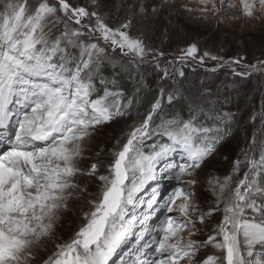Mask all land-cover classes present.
I'll list each match as a JSON object with an SVG mask.
<instances>
[{"label":"snow or ice","instance_id":"obj_1","mask_svg":"<svg viewBox=\"0 0 264 264\" xmlns=\"http://www.w3.org/2000/svg\"><path fill=\"white\" fill-rule=\"evenodd\" d=\"M240 2L243 17L256 19L257 12L264 16V0ZM126 7L128 14L112 24L99 0L90 5L76 0H0V264H110L138 224L143 239L158 210L165 215L152 229L154 253L148 257L138 247L130 252V264H264V127L234 159L231 174L206 177L208 187H200L198 170L218 151L231 150L229 137L238 117L217 107L210 93L205 102L193 100L186 115L166 114L162 104H171L180 94L175 85L185 77V67L194 71L193 64L202 66L206 58L217 61V67L227 62L190 43L162 65L165 53L132 31L134 19L171 15L173 7L220 23L235 4L136 0ZM116 56L137 68L150 62L162 83L147 109L137 113L139 119L105 154L110 160L101 174L98 159L82 163L88 141L100 126L131 116L139 102L109 90L103 79L98 89L97 68ZM260 64L264 67V61ZM13 105L20 108L18 114ZM257 115L264 125V104L250 119ZM154 137L163 142L146 151ZM174 154L184 161L165 173L176 182L174 189L166 199H158L154 191L146 210L130 215L137 194ZM242 169V178L233 181ZM93 184L97 187L90 190ZM73 200L85 201L88 210L73 236L56 243L49 254L47 245ZM197 235L205 238H191ZM209 246L219 254L201 257Z\"/></svg>","mask_w":264,"mask_h":264},{"label":"rangeland","instance_id":"obj_2","mask_svg":"<svg viewBox=\"0 0 264 264\" xmlns=\"http://www.w3.org/2000/svg\"><path fill=\"white\" fill-rule=\"evenodd\" d=\"M29 2L34 3L35 0H29ZM76 2L82 5H90L91 0H76ZM135 2L136 0H99L105 19L112 24H117L122 20L128 14L126 6ZM143 2L148 3L150 0H143ZM184 2L185 0H173L174 5ZM191 2L194 4L195 0H191ZM227 2L235 4V8L229 9L220 23H217L215 18L201 19L197 14L182 13L176 7L171 9V15H146L142 19L133 20L132 31L142 33L150 48L165 53L166 59L160 58L162 65L166 63V60L173 59L181 49L187 48L190 43H196L201 53L208 51L212 55L223 57L224 62H227L224 67H217V61L206 58L202 66L193 64L194 71L185 67V77L178 78L175 85L179 88L180 94L171 102L172 104L175 100L183 99L190 107L193 100L205 102V97L210 93L211 99L214 102H219L217 107L222 108L225 112L236 113L238 121L235 125L240 122L252 125L247 129L249 131L242 130L237 137L232 139L229 137L231 150L228 152L218 151L207 159L201 170H198L201 181L200 187L203 188L208 187L206 177L223 178L231 174L234 159L240 155L241 150L245 148L253 135L259 137L261 129L264 127L260 123L259 115L254 121L250 119L253 113H259L261 105L264 104V67L260 64L261 61H264V16L257 12L256 19L245 18L240 14V0H227ZM217 4L219 6V0H217ZM234 15L239 18L233 19ZM73 54L77 55L78 53L74 52ZM235 59H239L240 64L231 63ZM228 63H231V67L228 66ZM245 65H255L256 68L245 67ZM213 68L217 70L211 71ZM107 69L114 72L112 77L103 75ZM233 69L235 72H249L251 74L247 76L235 75ZM96 71L95 83L98 89H102L103 86L99 84V81L103 79L109 90L122 92L124 99L135 97L142 91L152 94L155 90L154 98L158 94L160 83H162L157 70L150 62H146L137 68L135 65L130 66L127 58L119 56L102 62ZM119 80L124 81L128 87L121 86ZM233 99L240 104V107L232 105L233 102L230 100ZM165 105H169V103L164 102L162 107ZM148 106L149 104L133 105L131 116L100 126L94 137L88 141V149L84 153L86 159L82 163H89L98 159L101 165V174H105V169L110 160V157L105 154L113 147L116 140L122 137L130 123L134 119H139L137 113H143ZM164 112L166 114L171 113L168 110ZM121 142L123 141L121 140ZM162 142V138L154 137L153 140L148 141L146 151H151L154 145H159ZM98 152L99 157L96 156ZM225 156L228 158L225 159ZM183 162L180 154H174L170 160L165 161L163 167L157 171L156 178L137 194L136 205L129 208L130 215H140L145 211L146 202L152 198L154 191L158 192V199H166L176 186V182L169 180L165 173ZM243 170L238 175L232 176L233 181L242 178ZM184 179H188V177H184ZM95 187L97 185H90V190ZM141 201L144 204H141ZM179 203L180 201L177 200V204ZM88 207V204L83 200L70 201L68 210L62 214L57 223L55 237L47 245L49 254L56 243L70 239L78 230L83 221V213L88 210ZM164 215L162 210L152 213L148 221L149 231L143 234V239H139L143 232V226L138 224L112 257L110 264H130L133 259L130 252L138 247H143L147 256L151 257L155 248L151 239L152 229L163 220ZM218 219L219 215L212 218L210 222L212 227L215 226ZM256 222H260L258 215ZM207 231L208 229H205V233ZM185 237L187 238L186 233ZM191 238L203 240L205 236L197 235ZM206 254L219 253L215 248L209 246L202 249L199 255L203 257ZM255 255L258 258L262 255L259 249Z\"/></svg>","mask_w":264,"mask_h":264},{"label":"trees","instance_id":"obj_3","mask_svg":"<svg viewBox=\"0 0 264 264\" xmlns=\"http://www.w3.org/2000/svg\"><path fill=\"white\" fill-rule=\"evenodd\" d=\"M263 58H264V56H263ZM113 73H114L113 71L107 69V71L103 75L105 77H112ZM119 81H120L119 83L121 86H123L125 88L128 87V85L124 81H121V80H119ZM154 94H156L155 90L153 91L152 94L151 93L149 94V93H146L145 91H142L141 94H138L134 97L136 100L139 101L138 103L134 104V106H136V105L143 106L144 104L145 105L149 104V102L152 101ZM230 102H233V104L231 103L232 105L240 107V104H238L235 99L230 100ZM163 108H164V111L168 110L171 113H181L182 115H186L189 111V107L183 99L175 100L172 104L165 105V106H163ZM231 108H232V106H231ZM226 109H230V108H226ZM249 127H252V125L246 124V123L244 124L243 122H240L239 124L235 125L233 127V130H232L231 135H230L231 139L234 137H237L242 130L246 131L247 129H249ZM247 131H249V130H247Z\"/></svg>","mask_w":264,"mask_h":264}]
</instances>
